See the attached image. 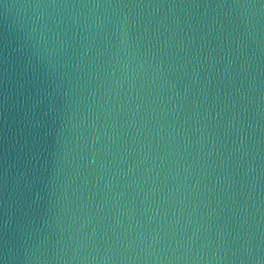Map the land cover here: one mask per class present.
<instances>
[{
  "label": "water",
  "instance_id": "95a60500",
  "mask_svg": "<svg viewBox=\"0 0 264 264\" xmlns=\"http://www.w3.org/2000/svg\"><path fill=\"white\" fill-rule=\"evenodd\" d=\"M0 264H264V0H0Z\"/></svg>",
  "mask_w": 264,
  "mask_h": 264
}]
</instances>
